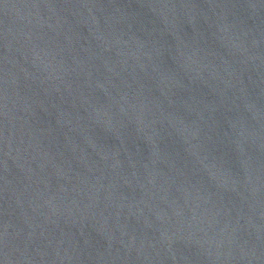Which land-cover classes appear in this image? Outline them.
I'll return each instance as SVG.
<instances>
[{"label":"water","instance_id":"95a60500","mask_svg":"<svg viewBox=\"0 0 264 264\" xmlns=\"http://www.w3.org/2000/svg\"><path fill=\"white\" fill-rule=\"evenodd\" d=\"M0 264H264V0H0Z\"/></svg>","mask_w":264,"mask_h":264}]
</instances>
